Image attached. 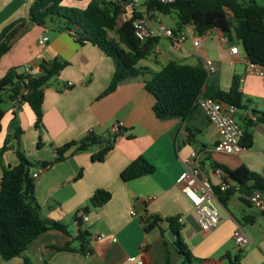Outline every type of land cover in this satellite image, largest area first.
Returning <instances> with one entry per match:
<instances>
[{
	"label": "crops",
	"instance_id": "0c3cea01",
	"mask_svg": "<svg viewBox=\"0 0 264 264\" xmlns=\"http://www.w3.org/2000/svg\"><path fill=\"white\" fill-rule=\"evenodd\" d=\"M91 1L64 0L63 5L86 9ZM31 2L0 0V33L11 23L25 19L24 26L11 40L10 50L0 60V80L12 69L26 64L40 66L44 62L58 60L67 65L44 88L43 127L35 126V114L26 102L16 112L17 123L13 124L15 112L8 100L9 108L4 109L6 114L2 120L0 149L5 146L7 138L11 140L17 127L23 130L18 144L20 150L29 160L32 156L38 164L53 162L57 156L56 149L69 142L78 143L90 133L106 139L111 134H117V137L113 149L103 161L93 160L102 146L95 145L83 152H75V146L65 153L63 161L42 168L34 180L41 216L66 225L69 235L56 230L43 233L28 246L26 255L33 264H139L140 261L167 264V256L171 264L179 263L183 258L167 233L172 230L169 219L179 220L194 213L193 204L181 191L183 161L197 151L201 156L198 179L209 181L215 192L223 182L232 180L221 166L230 170L245 166L260 176L264 169V147L254 149L256 134L252 133V148H245L240 154L213 153L211 149L218 141V132L204 113L198 108L186 120L157 119L153 112L155 98L145 89L144 82L169 61L197 65L203 64L204 58H209L214 62L216 72L209 77L208 83L228 92L234 78L239 79L244 105L241 110L257 104L252 98L262 100L263 110L251 114L242 112L239 124L244 130V120L250 119L254 122L250 129L264 131V124L257 121L256 114L264 112V81L245 75L244 65L239 60L246 57V53L243 45L234 40L233 33V39L228 40L219 29L210 30L209 36L198 34L193 25L179 27L177 24L175 28L165 23L177 33L186 35L181 47L176 49L169 39L160 38L153 59H149L150 56L144 59L145 65H142L144 60L139 62L138 66L145 69L146 74L130 78L110 95L102 96L115 73L114 60L89 42L81 45L67 32L56 33L51 27L43 28L33 23L29 18ZM148 4V0H138L134 8L126 5L117 18V29L131 32L133 13L142 15ZM157 13L163 22L171 14L178 19L175 12L163 14L157 10ZM43 36L48 37V42L40 45L39 40ZM108 36L118 41L115 31L109 32ZM194 38H200L198 48L193 46ZM233 45L239 47L236 56L230 52ZM237 65H242L240 72ZM69 83L72 86L69 87ZM11 142L15 144L17 141ZM28 147L33 151L29 153ZM140 157L154 165L155 171L126 178L125 171ZM3 162L7 166H16L18 158L4 151ZM40 168L32 169L31 175ZM1 177L0 165V180ZM251 185H240L225 205L215 193L222 222L212 232L202 235L198 248L205 246L211 250L201 264H223L224 259H229L231 252H226L225 258L212 254L223 249L228 251L227 244L236 243L235 234L240 229L248 233L250 241L241 249L247 253L243 257L240 255L238 264H264V213L248 203ZM97 190L111 194L110 200L101 207L90 204ZM79 210L86 213L85 220L81 221L82 230L90 235L85 241V252L79 250L80 242L76 240L79 220L75 214ZM132 210L137 212V216L131 214ZM152 218H156L157 223L154 228L147 229L149 222L146 221ZM98 235H104V238L96 239ZM68 242L72 243L75 251L55 249ZM186 245L195 257L198 248L194 249L189 243ZM0 264H22V258L5 261L0 256Z\"/></svg>",
	"mask_w": 264,
	"mask_h": 264
},
{
	"label": "trees",
	"instance_id": "16d2710c",
	"mask_svg": "<svg viewBox=\"0 0 264 264\" xmlns=\"http://www.w3.org/2000/svg\"><path fill=\"white\" fill-rule=\"evenodd\" d=\"M64 0H32L29 9L30 20L43 28L51 27L56 33L67 32L75 37L79 44L89 42L95 45L106 56L112 58L116 68L112 81L102 96L113 93L124 81L143 76L146 70L139 67V62L148 58L158 45L160 38L148 39L141 43L131 32L117 29V18L123 12L121 0H92L86 9L67 7ZM149 8H155L163 14L175 12L178 16V26L193 25L198 34L203 35L212 29H219L228 40H232V33L237 42L244 47L246 56L254 63L264 65V6L253 0H178L172 5H162L150 1ZM140 14L133 13L132 22ZM25 19H19L0 33V60L10 50L11 40L24 26ZM118 34V41L108 36L109 32ZM67 65L66 62L54 60L40 64L41 73L32 77L26 85V93L21 83L25 79L23 67L9 71L0 80V134L2 120L6 111L2 108L5 100H13L21 94V103H28L33 110L37 128L43 127L44 88L50 80L56 77ZM209 82L207 71L202 63L197 65L184 64L178 61H169L157 73L144 82L145 89L154 96L153 112L161 121L180 119L186 120L198 109L194 105L196 98L203 94L206 97L218 99L234 105L238 110L244 108L243 95L240 92L239 79L234 78L231 89L224 92ZM256 113V112H255ZM17 113L13 124L17 123ZM258 114L257 121L264 124V112ZM243 138L241 144L250 149L253 146V135L249 131L254 122L244 120ZM23 130L17 127L13 138L21 141ZM117 134L108 135V138L90 133L80 142H69L55 150L56 158L53 162L32 163L20 149L16 150L18 164L7 166L3 162V152L9 141L0 149V165L2 177L0 180V256L5 261L22 258V264H33L26 255L28 246L40 235L50 230L60 231L69 235L68 227L58 221L41 216V207L35 198V183L31 171L34 167L48 168L54 162L65 159V153L77 146L75 152H83L89 148L100 145L101 150L93 156L94 161H103L104 157L114 147ZM106 141L105 143H103ZM41 142L39 143V145ZM231 179L241 186L252 183V190L264 193V180L256 173L249 171L245 166L230 170L221 166ZM155 166L143 157L132 162L125 171L126 178L141 174H152ZM219 201L225 205L232 196V191L220 192L215 190ZM111 198V194L104 190H97L90 200L93 207H101ZM147 219V229L154 228L156 218ZM170 227L176 235L174 246L178 252L183 253L189 261H197L191 254L187 245L180 237L184 225L178 219H169ZM79 233L76 240L80 242V251L85 252V241L90 236L82 230V222L78 221ZM162 234L164 232L162 231ZM71 242L64 247H56L59 251H75ZM238 264L240 253L235 257ZM199 260V259H198ZM167 264H171L169 257Z\"/></svg>",
	"mask_w": 264,
	"mask_h": 264
},
{
	"label": "built area",
	"instance_id": "2783aa9c",
	"mask_svg": "<svg viewBox=\"0 0 264 264\" xmlns=\"http://www.w3.org/2000/svg\"><path fill=\"white\" fill-rule=\"evenodd\" d=\"M155 1L162 5H172L178 0H148ZM121 5L124 8L126 5H130L133 8L138 5V0H121ZM155 8L146 7V10L142 15L136 18L132 22V28L135 36L140 40L141 43H145L151 38H165L169 39L172 46L176 49L180 48L183 42L187 39L186 35L177 33L173 28L167 26L157 15ZM195 28V26H193ZM196 30V28H195ZM205 34L211 36L209 31ZM48 42V37L43 36L39 40L40 45H44ZM200 38L193 39V46L198 48L200 46ZM232 55L236 56L239 54V47L233 45L230 48ZM244 65V73L246 76H255L264 81V65L252 62L247 56L239 60ZM203 67L207 71L208 76H212L216 72L214 62L209 58H204ZM25 79L21 83L24 87L22 93H26V85L32 77H36L41 73L40 66H33L26 64L24 67ZM68 86H72L69 83ZM22 99L21 94L17 95L13 100L10 101L12 109L17 112L21 106ZM194 105L198 107L205 115L207 120L216 128L218 132V141L212 147L213 153L219 154H240L245 150L241 144L243 138V129L239 122L236 120V114L238 109L231 104L224 101L206 97L200 94ZM200 161L201 156L197 151H193L188 158L183 161L184 177L181 191L190 199L194 206V217L200 226L201 235L212 232L222 222L220 213V204L215 195L214 189L209 181L199 180L198 175L200 173ZM43 171L42 168L38 169L32 174L33 179H37L40 173ZM264 180V169L260 175ZM240 188V185L230 180L223 182L219 186L221 192L232 191L235 192ZM248 203L258 212L264 213V193L260 190H252L248 196ZM133 216H137L135 210L131 211ZM77 220H85L86 213L84 210H79L75 214ZM145 221V220H143ZM181 225L185 224V218L178 220ZM104 235L96 236V239H102ZM236 244L243 249L249 243L250 238L248 233L240 229L235 234ZM139 264H145L140 261Z\"/></svg>",
	"mask_w": 264,
	"mask_h": 264
},
{
	"label": "rangeland",
	"instance_id": "374dc122",
	"mask_svg": "<svg viewBox=\"0 0 264 264\" xmlns=\"http://www.w3.org/2000/svg\"><path fill=\"white\" fill-rule=\"evenodd\" d=\"M247 1H250V0H247ZM253 2H256L257 4H259V5H261V6H264V0H253ZM65 6V5H64ZM164 23H166L167 25L168 24H170L171 26H173V27H177V24H178V19H177V17L175 16V14H171L168 18H166V20H164ZM235 40V39H234ZM209 52H210V50H209ZM153 57H154V54L152 53L151 55H150V58L149 59H153ZM146 64V60H144V61H142V65H145ZM241 69H242V65H237V71L238 72H240L241 71ZM253 99V101H255L257 104H255V106L254 105H250L249 106V108L248 109H246V110H240L239 111V113L237 114V116H236V120L239 122V118H240V115L239 114H241L242 112H244V111H247V113H249V114H251L253 111H262L263 110V107H262V100H260V99H256V98H252ZM2 108L3 109H5V110H7L8 108H9V105H8V100L6 99L5 100V102L2 104ZM249 131L251 132V133H253V134H256L255 135V139H256V143L254 142V149L255 150H259V149H261L262 147H264V135H263V133H264V131H261V130H255V128H253V129H249ZM257 131V132H256ZM7 132H8V130H7ZM7 141H9V142H11L12 140H14V138L12 137L11 138V140H10V138L8 139H6ZM37 141H39V139L37 138ZM37 141H36V143H37ZM14 145L16 146L14 149H12V147H14ZM29 148V147H28ZM17 149H20L19 148V146H18V142H16L15 144L13 143V142H11L9 145L7 144V148H6V152L7 153H12L13 155H16V150ZM37 149V147H35V150ZM33 150L32 149H30L29 148V150H28V152L30 153V152H32ZM41 151H42V149H41ZM17 156V155H16ZM25 156L28 158V156L25 154ZM31 158V160H29V158H28V160L30 161V162H32V163H35V159H33L32 158V156L30 157ZM34 168H36V167H34ZM33 168V169H34ZM220 213H222V212H220ZM250 227V226H249ZM236 242V241H235ZM198 247H200V245H197V246H195L194 247V249H197ZM227 248H228V251L226 250V251H224V249L222 250V251H220L219 253H221V252H223V253H221L220 255H218L219 253H218V251H215L212 255L213 256H215V255H217V256H219V257H223V258H225V255L227 254L226 252H231V254H230V258L228 259V258H226V259H224V261H222V263L223 264H234L235 262H236V259H235V257H236V255L238 254V253H240V255L243 257L246 253H247V250H242L241 251V249H240V247L235 243V244H233V245H231L230 243L229 244H227ZM193 249V248H192ZM211 250V249H210ZM210 250L207 248V247H205V246H202L201 248H198L197 250H196V252H195V254H194V256L196 257V258H200L199 260H197L196 261V263L195 264H201V263H204V261L206 260V258H208V256L210 255ZM218 253V254H217ZM197 254V255H196ZM211 255V256H212ZM212 258H216V257H212ZM218 258V257H217Z\"/></svg>",
	"mask_w": 264,
	"mask_h": 264
},
{
	"label": "water",
	"instance_id": "95a60500",
	"mask_svg": "<svg viewBox=\"0 0 264 264\" xmlns=\"http://www.w3.org/2000/svg\"><path fill=\"white\" fill-rule=\"evenodd\" d=\"M185 225L186 228H184L183 231L180 232L181 239L185 244L189 243L192 247L197 246L202 241V235L200 233V226L193 214H190L185 218ZM167 236L172 242H174L177 238L173 230H170L167 233ZM180 254L183 259L177 264H193L191 261L185 258L183 253Z\"/></svg>",
	"mask_w": 264,
	"mask_h": 264
}]
</instances>
